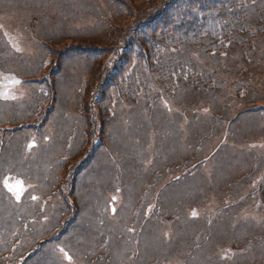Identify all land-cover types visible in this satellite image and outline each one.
Returning a JSON list of instances; mask_svg holds the SVG:
<instances>
[{"label": "trees", "instance_id": "trees-1", "mask_svg": "<svg viewBox=\"0 0 264 264\" xmlns=\"http://www.w3.org/2000/svg\"><path fill=\"white\" fill-rule=\"evenodd\" d=\"M24 1L31 10L35 9L38 20L42 18L41 35L44 36L45 32L49 34L45 35L52 42L49 43L51 46L65 39L70 41L63 52L64 64H81L87 69L95 67L87 109L91 110V105L95 104L96 116L109 119V108L115 98H119L113 114V120L119 118L113 125H119L118 130L113 129V134L117 139L118 131L124 134L120 140L122 155L142 134L151 133L155 118L157 124L154 125L161 126L158 135L161 140H166L170 135L177 144L188 146L185 152L189 149L197 164L196 169L206 176L208 189L203 191L202 196L188 199L182 205L184 211L192 206H203L214 193L216 184L213 185L211 179L215 180V171L221 166L227 168L237 159L245 161L242 166L238 164L239 175L242 176L240 182L243 183L234 188H249L248 191L252 192L257 190L264 196V149L258 145L259 142L264 144V0H161L158 3L153 0L139 3L135 0L132 5H129L132 0ZM67 5L73 8L69 13L65 10ZM129 17L132 19L122 31L112 26L113 22H122ZM107 20L112 23L110 27L106 25ZM61 32L65 35L60 36ZM77 33L81 38L72 37ZM111 37L116 39L113 43L104 41ZM100 39L103 42L96 45L83 44ZM39 43H35L38 44L36 53L26 60L31 68L36 67L38 71L43 67L46 52V48ZM0 52L15 53L2 35ZM0 65L16 66L5 54L0 59ZM52 75H61L56 79L57 83H69L72 77L70 70L64 67L55 70ZM163 96L166 97L165 106L161 105ZM185 108L195 109L193 121L183 116L182 110ZM95 120L92 118L89 122L88 131L92 128L98 131L102 129L103 122ZM114 135L111 137L115 139ZM249 144L261 151L257 157L254 156V149L249 150ZM145 146V143L138 144L136 149ZM215 148L217 151L209 158ZM117 159L120 164L124 163V159ZM25 162L27 164L23 165L21 161L16 167L7 157L1 158L0 177L6 169H16L34 182L40 197L46 198L53 188L43 189L37 171L39 166L34 161ZM246 162L256 164V169L250 174L251 179L244 182L251 166ZM109 170L113 174L117 171L115 166L109 167ZM85 174L79 172L71 181L72 185L68 186L67 197L62 196L65 206L72 212V218L67 221V229L57 240L47 241L41 236L37 222L32 225L33 216L29 215L20 218L25 221L24 225L27 222L31 227L34 236L25 233L18 218L13 220L12 212H9L10 205L15 203L9 194L6 197L3 195L0 213L5 220L0 219V264H18L15 263L16 259L29 251L22 264H70L64 256L57 255L56 246L72 248L58 241L71 243L70 228L79 223V229L83 230L75 236L73 232L72 241L74 243V237L85 241L79 247L84 249V253L75 248L72 257L83 264H264V220L257 224L238 217L247 202L236 206L234 211H231L233 208L223 211L212 222L203 218L198 226L202 232L195 240L194 230L190 229L180 242L170 246L165 256L148 261L149 257L144 251H138L137 246L132 245L136 243L139 227L136 228L130 221L125 224V220L109 218V212L101 207L92 213L91 203L101 187L95 188ZM98 177L95 175L92 178ZM52 180L53 176L49 181ZM252 181L255 182L252 184ZM233 182L227 184L229 191H233L232 186L236 185ZM172 188L168 195L167 190L161 194L156 201L158 207L166 208L169 199L180 201L187 192L195 190L196 182L190 180L186 186L187 192L179 186ZM49 213L50 209H45L42 218L52 221V216L47 217ZM172 215L175 221L183 223L182 214L173 211ZM111 220L114 223L109 229H101L103 221L106 224ZM150 222L143 230L142 240L146 238V233L154 229V224ZM51 223L55 224L53 221ZM50 230L46 229L44 236ZM106 234L110 237L107 246L100 242ZM176 235L174 231L172 237ZM37 239L43 240L41 246H46L49 251L35 250ZM18 241L20 243L16 245ZM225 245H232L241 258L234 257L232 260L223 250L219 251ZM10 246L14 250L9 255L7 250ZM108 247L109 252L105 250L101 253L102 249ZM242 258L244 262L240 263Z\"/></svg>", "mask_w": 264, "mask_h": 264}, {"label": "rangeland", "instance_id": "rangeland-1", "mask_svg": "<svg viewBox=\"0 0 264 264\" xmlns=\"http://www.w3.org/2000/svg\"><path fill=\"white\" fill-rule=\"evenodd\" d=\"M136 1H138L139 3H143L145 0H136ZM153 1H155V2H160L161 0H153ZM117 3H120V2H117ZM132 3L134 4L135 3V0H132V1H129V5H132ZM65 10H66V12L67 13H69L70 11H72L73 10V8H72V6H70V5H67V7L65 8ZM134 11V10H133ZM13 14V13H12ZM15 14H17V13H15ZM17 18L18 17H20V16H16ZM112 19V18H111ZM130 19H132V17H129V19H124V21H117V22H113V24L112 23H110V20H107L106 21V25L108 26V27H110V24H112V26H115V28H119V30L120 31H122L124 28H125V25L128 23V21L130 20ZM29 18H26V17H24V21H23V23H22V25H23V27H26L27 28V30H28V32H29V34H31V26H33V23H32V21H31V24L29 23ZM18 23H19V21H17L16 22V25H18ZM8 29V31L10 32L9 33V35L11 36V38L13 39V37H15L16 38V40L17 39H21L23 42H21V43H25V42H27L28 41V35H27V33H24L25 35H23V34H21V33H19V30L17 29L15 32H16V34L17 35H14V36H12L11 35V29H10V27H8L7 28ZM106 32H107V30L105 31V35H106ZM104 35V36H105ZM104 36H103V38H104ZM105 40H107V41H109L110 43H113L116 39L114 38V37H111L109 40L107 39V38H105L104 39V41ZM12 43H16L17 41H11ZM70 41H67L66 39L65 40H63V43H61V45L60 44H58V45H56V46H52L51 47V50H53V49H55L54 51H51L50 53H51V57H52V59L50 58V60H52V63H55L56 62V60L58 59V53L60 52V49L61 48H64V47H66L67 46V43H69ZM103 41L100 39V40H98V41H91V42H84L83 44H86V45H88V44H93V45H96L97 43H102ZM48 55H49V52H48ZM50 56V55H49ZM49 62V61H48ZM47 62V63H48ZM195 64L198 66V68H201L196 62H195ZM93 79H94V77H93ZM92 79V80H93ZM13 81H14V77H12V76H8L7 77V84H12L13 83ZM19 85V84H18ZM0 93H2V94H4V91H3V89H0ZM169 105H171V106H173L172 104H169ZM174 107V106H173ZM108 119H106L105 121H107ZM40 121H43L42 120V118H40L39 119V122ZM81 121H82V119H81ZM104 129H103V132L104 131H106V130H108L109 128H110V123L107 121V122H104ZM80 127H82L83 128V131H82V139H83V149L84 148H86V149H88V151L90 152V151H93V150H95V149H97L98 148V146H100V145H102L103 144V141H102V136L99 134V132L98 131H96L95 133H91L90 131H88V126H87V124L86 123H84L82 126H81V124H80ZM121 134H122V136H124V134L121 132ZM97 146V147H96ZM146 148H150V149H152L153 150V146L150 144V142H148V145H146L145 146ZM248 148H249V150H252V149H254L255 151L253 152L254 153V156L255 157H257V155H258V153H261V151L259 150V148L257 149V148H255V146H253L252 144H249L248 145ZM262 149V148H261ZM247 150V152H249L248 151V149H246ZM246 150H245V152H246ZM100 151V150H99ZM80 152V151H79ZM78 152V153H79ZM129 154H132L133 155V157H134V159H135V161H136V163H138L139 165H141L142 164V166L145 164V159H146V155L144 154V156L142 157V156H139V157H135V152H130L129 151ZM247 154V153H246ZM84 156V155H83ZM143 158V159H142ZM141 159H142V161H141ZM234 162V161H233ZM245 163V161L243 160V159H237L235 162H234V164L232 165V166H234V165H240V166H242L243 164ZM251 163L252 162H246V164H248L249 166L251 165ZM233 173V169H228V166H227V168L225 169V171H224V176H223V178H220V181H219V187H220V185L222 184V182L223 181H228V180H230V178L232 177V174ZM204 193H203V191L201 192V196L203 195ZM258 201L259 200H256L255 201V203H254V205H253V207H252V209L250 210V212H252V213H258V212H261V213H263V209H261L260 207H259V205H258ZM132 205H133V203L132 202H130V204H129V208H130V210H131V208H132ZM218 205V203H217V201L215 200V199H210L209 200V202H208V204H207V207H205V208H203V210L202 211H204V209H208V210H213L216 206ZM198 212H201V210H198V211H195V214H197ZM152 217H155L154 215H151ZM247 216H252V214H247ZM162 232H163V235L165 236V237H167L168 235H169V233L166 231V229H164L163 227H162V224H159L156 228H155V230L152 232V234H151V239H150V241H151V243H142L141 244V249H142V251H144V253H145V255L146 256H148L149 257V260L148 261H151V260H156L155 259V257H161V256H165L166 255V253H165V251H163V250H166V252L169 250V248H170V245L169 244H167L168 245V247H166L165 245H164V243L160 240V238L162 237ZM125 245L127 246V245H129V243L128 244H126L125 243ZM152 255L154 256V257H152ZM148 261H145L144 263H146V262H148ZM166 264H173V263H166Z\"/></svg>", "mask_w": 264, "mask_h": 264}, {"label": "snow or ice", "instance_id": "snow-or-ice-1", "mask_svg": "<svg viewBox=\"0 0 264 264\" xmlns=\"http://www.w3.org/2000/svg\"><path fill=\"white\" fill-rule=\"evenodd\" d=\"M13 83H17L18 84V83H20V81L14 80ZM3 184L8 189V191L13 192L16 195L17 199H19L20 192L23 191V182L22 181L17 180L15 182V184H12V183L9 182L8 178H5L3 180ZM193 215H195V213H193ZM60 251L63 252L64 250L60 249ZM65 255H67V253H65ZM68 258L71 259V257H68Z\"/></svg>", "mask_w": 264, "mask_h": 264}]
</instances>
